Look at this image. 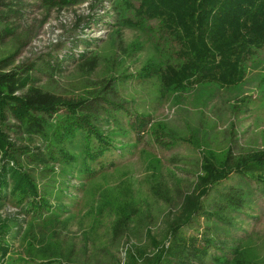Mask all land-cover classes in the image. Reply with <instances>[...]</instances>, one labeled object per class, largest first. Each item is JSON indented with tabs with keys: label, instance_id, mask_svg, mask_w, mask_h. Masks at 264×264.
<instances>
[{
	"label": "rangeland",
	"instance_id": "obj_1",
	"mask_svg": "<svg viewBox=\"0 0 264 264\" xmlns=\"http://www.w3.org/2000/svg\"><path fill=\"white\" fill-rule=\"evenodd\" d=\"M5 1L18 9L0 17V58L10 67L32 64L33 84L67 97L110 89L122 106L104 125L117 146L91 172L21 157L52 206L38 215L16 199L0 200V230L10 243L0 264H125L129 251L145 264L138 252L153 255L170 243L171 218L206 164L220 168L229 149L235 156L264 150V49L247 59L235 85L163 90L142 70L162 53L148 30L121 23L119 0ZM249 182L252 200L229 211L231 222L203 214L183 225L191 260L221 264L217 255L232 258L230 248L239 246L244 264H264V181ZM238 183L233 172L209 185L200 197L205 209ZM190 245L206 252L191 254Z\"/></svg>",
	"mask_w": 264,
	"mask_h": 264
},
{
	"label": "trees",
	"instance_id": "obj_2",
	"mask_svg": "<svg viewBox=\"0 0 264 264\" xmlns=\"http://www.w3.org/2000/svg\"><path fill=\"white\" fill-rule=\"evenodd\" d=\"M43 1L64 5L81 0ZM8 3L0 0V17L18 11ZM119 4L122 24L145 28L154 37L162 59L145 64L142 70L155 75L163 90L184 91L204 84L235 85L245 76L247 59L264 49V0H119ZM9 65L8 57L0 58V200L16 199L41 215L42 209L45 212L52 205L40 193L31 169L21 157L32 163L57 161L91 172L92 162L117 146L104 125L109 122L111 111L122 105L111 98L110 89L91 96H63L33 84L32 64ZM143 117L135 118L138 126L144 124ZM22 139L27 143L23 144ZM223 161L220 168L213 164L204 166L196 191L185 195L171 218L169 231L174 252L170 251L171 241L153 255L139 251L145 264H202L201 255L191 260L185 252L183 225L203 214L231 222L229 211L239 210L252 200L249 179L264 181V150L235 156L229 149ZM233 172L245 186L229 185L212 211L205 209L202 193ZM114 232L118 234L117 230ZM6 235L0 230L2 261L10 247ZM205 241H210L209 236H205ZM190 246L191 254L206 252V246ZM241 251L239 246H233L232 258H217L221 264H244ZM172 253L178 258L172 259ZM128 254L132 259L125 264H135L138 257L132 251Z\"/></svg>",
	"mask_w": 264,
	"mask_h": 264
}]
</instances>
